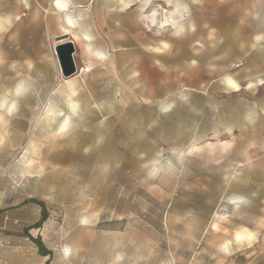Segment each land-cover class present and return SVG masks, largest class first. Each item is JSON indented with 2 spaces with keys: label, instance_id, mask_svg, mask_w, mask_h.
I'll list each match as a JSON object with an SVG mask.
<instances>
[{
  "label": "rangeland",
  "instance_id": "rangeland-1",
  "mask_svg": "<svg viewBox=\"0 0 264 264\" xmlns=\"http://www.w3.org/2000/svg\"><path fill=\"white\" fill-rule=\"evenodd\" d=\"M64 2L0 0L5 264H264V0Z\"/></svg>",
  "mask_w": 264,
  "mask_h": 264
},
{
  "label": "crops",
  "instance_id": "crops-1",
  "mask_svg": "<svg viewBox=\"0 0 264 264\" xmlns=\"http://www.w3.org/2000/svg\"><path fill=\"white\" fill-rule=\"evenodd\" d=\"M57 1H59V2H57ZM54 2H55V5H56V7H58L60 10H62V11H65V7H66V4H65V2H64V0H54ZM56 3H59V4H61V5H57ZM68 19V18H67ZM68 26V25H67ZM69 27V26H68ZM63 34H68L69 35V39H71L72 38V35L69 33V32H67V31H65V32H63ZM59 76H60V70H59ZM44 81H46V79L44 80ZM54 83V82H53ZM53 85V84H52ZM53 86H50V88H52ZM5 204H3L2 206L0 205V251H3L4 250V242H5V239H4V237H5V235H4V229H5V225L7 224V222H9V221H11L12 220V218L10 217V211H8V210H3V208H5ZM39 218H40V215L38 214V216H37V218L35 219V221L33 222V225L39 220ZM16 220L14 219V221L13 222H15ZM35 229L36 230H40L41 229V226H39V227H35ZM34 237V236H33ZM34 238H36V236L34 237ZM41 241H42V239H41ZM13 249H15V248H18L19 247V245H17V244H13ZM66 252V251H65ZM65 252H63V251H60L57 255L60 257V258H65V257H67V255H68V253H65ZM50 257H49V255L48 254H43V253H41V252H39V251H36V262H35V264H46V262H48V264H51V262H50V259H49ZM0 264H5V259H4V257H2L1 255H0Z\"/></svg>",
  "mask_w": 264,
  "mask_h": 264
},
{
  "label": "water",
  "instance_id": "water-1",
  "mask_svg": "<svg viewBox=\"0 0 264 264\" xmlns=\"http://www.w3.org/2000/svg\"><path fill=\"white\" fill-rule=\"evenodd\" d=\"M66 40V41H63ZM57 44L55 53L59 63V70L62 76L69 77L76 72V66L73 58L75 46L68 34H61L55 37Z\"/></svg>",
  "mask_w": 264,
  "mask_h": 264
},
{
  "label": "trees",
  "instance_id": "trees-1",
  "mask_svg": "<svg viewBox=\"0 0 264 264\" xmlns=\"http://www.w3.org/2000/svg\"><path fill=\"white\" fill-rule=\"evenodd\" d=\"M42 216L39 218V220L32 226V227H39L40 225H41V222L45 219V217H46V213H45V211H42V214H41ZM36 241L38 240V239H35ZM43 254H48L49 253V251H44V250H42L41 251ZM46 264H48V262H46Z\"/></svg>",
  "mask_w": 264,
  "mask_h": 264
},
{
  "label": "bare ground",
  "instance_id": "bare-ground-1",
  "mask_svg": "<svg viewBox=\"0 0 264 264\" xmlns=\"http://www.w3.org/2000/svg\"><path fill=\"white\" fill-rule=\"evenodd\" d=\"M57 2H59V1H57ZM57 5L59 4V3H56ZM59 5H61V4H59ZM67 25L69 26V27H71V28H73V27H75L74 25H73V21L70 19V18H68L67 19ZM12 110V109H11ZM62 122V121H61ZM66 120L64 121L63 120V122L61 123L62 124V126L63 127H65L66 126ZM61 128V127H60ZM62 134V133H61ZM31 140V139H30ZM33 141V140H32ZM31 143V142H30ZM33 145V144H32ZM30 146V145H29ZM34 146V145H33ZM28 147V146H27ZM34 148V147H33ZM27 149V148H26ZM32 149V148H31ZM36 149V148H35ZM34 150V149H33ZM37 152V151H36ZM34 153H35V151H34ZM38 153V152H37ZM24 156V155H23Z\"/></svg>",
  "mask_w": 264,
  "mask_h": 264
}]
</instances>
